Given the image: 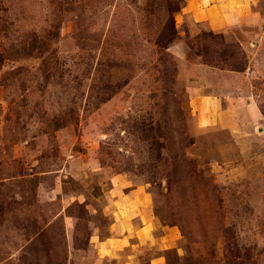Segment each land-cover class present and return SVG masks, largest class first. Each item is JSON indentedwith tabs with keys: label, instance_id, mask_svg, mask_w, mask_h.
<instances>
[{
	"label": "rangeland",
	"instance_id": "374dc122",
	"mask_svg": "<svg viewBox=\"0 0 264 264\" xmlns=\"http://www.w3.org/2000/svg\"><path fill=\"white\" fill-rule=\"evenodd\" d=\"M154 1L0 0V264H264V0Z\"/></svg>",
	"mask_w": 264,
	"mask_h": 264
},
{
	"label": "trees",
	"instance_id": "16d2710c",
	"mask_svg": "<svg viewBox=\"0 0 264 264\" xmlns=\"http://www.w3.org/2000/svg\"><path fill=\"white\" fill-rule=\"evenodd\" d=\"M154 0H150L151 4H154ZM181 3H183V0H176L172 3H169V8H167L165 11L168 14V19H166L164 25L159 29L158 32V40L156 43V46L158 47V50L161 49H167V46L174 41V39L177 36V30H176V24H175V18L173 16V13L176 11H179L182 8ZM29 46H32L33 48H37L38 51L41 54H44V52L47 50V45L44 41H35V46L33 42H27ZM37 46V47H36ZM10 55V53H9ZM8 55V56H9ZM7 55H4L3 53H0V71L2 69V66L6 60H9V57H6ZM12 58V57H10ZM61 128V127H59ZM174 170L169 171L167 173V176L172 179V181H177L178 179V173L175 172L176 167H172Z\"/></svg>",
	"mask_w": 264,
	"mask_h": 264
},
{
	"label": "crops",
	"instance_id": "0c3cea01",
	"mask_svg": "<svg viewBox=\"0 0 264 264\" xmlns=\"http://www.w3.org/2000/svg\"><path fill=\"white\" fill-rule=\"evenodd\" d=\"M213 14H214V13L210 12V14H209V15H211V17H213ZM226 120H227V119H226Z\"/></svg>",
	"mask_w": 264,
	"mask_h": 264
}]
</instances>
